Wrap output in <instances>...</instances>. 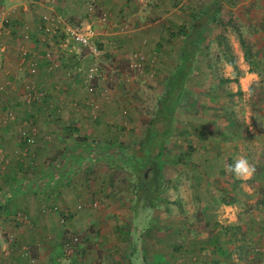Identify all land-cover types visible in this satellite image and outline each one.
Returning a JSON list of instances; mask_svg holds the SVG:
<instances>
[{
  "label": "crops",
  "instance_id": "obj_1",
  "mask_svg": "<svg viewBox=\"0 0 264 264\" xmlns=\"http://www.w3.org/2000/svg\"><path fill=\"white\" fill-rule=\"evenodd\" d=\"M89 1L14 0L16 4L12 7L21 5L23 10L26 9L25 17H16L15 11L14 19L32 26L37 21L35 14L47 11L66 22L86 25L93 24L94 20L89 21L91 11L86 7ZM106 6L116 7L114 0H95L93 7L105 9ZM26 27L35 42L33 27ZM150 27L151 24L145 26ZM103 28L96 32L105 40L122 38L120 35L106 38L111 34L105 26ZM136 28V34H143L142 26ZM150 33H146V39L152 36ZM246 39L250 47L245 56L251 62L261 58L264 55L263 30ZM253 39L260 41L257 43ZM34 42L25 41L29 51H40L42 56L46 51L52 52L57 65L54 64L52 73L45 65H38L33 83L45 97L34 106L35 110H32L34 107L23 109L15 114L14 121L0 126L2 264H26L19 254V248L23 246L31 249L35 264H221V257H234L238 243L230 238L234 237L231 233L238 225H241V233L249 238L253 235L254 223L262 228L264 203H259L264 202V190L257 193L254 185L264 189V145L254 146V142L250 144L249 141L264 139V116L259 130L253 129L247 119L246 130L242 127V133L238 129L232 133L226 126L220 128L222 122H210L213 118L207 116L206 110L209 104L198 95L196 112L187 107L183 117L187 126L183 128L186 133L182 137H187L183 138L186 144L178 152L179 157L170 162L166 155L169 141L165 144L160 191L154 195L153 182L146 187L149 191L139 183V171L133 159V147L141 141L153 111L146 115L143 112L145 103L121 90V101L130 108L125 120L131 133L123 132L121 137V133L115 131L120 129L119 125H114V129L102 126L104 116L96 119L98 124L91 130H80L78 125L86 124L89 117L74 108L77 100L82 101L83 94L68 73L81 61L74 55L63 59L56 46H49L48 50L42 48L45 45ZM110 51L118 54L117 47ZM244 54L241 53L240 60L238 58L235 63L241 72L238 80L247 79L249 87L260 81L264 69L255 71L244 60ZM224 65L226 70L232 69L228 64ZM189 77L191 74L187 82ZM223 77L231 78L228 73ZM215 81L222 82L220 79ZM227 84L235 85L231 81ZM126 87L131 88V93L132 87L136 93H140L141 88L146 89L140 83ZM118 95L114 98L117 97L119 102ZM261 100H264V94ZM26 117L32 119L36 130L33 145L21 142L17 135L16 127ZM206 123H211L209 132L204 128ZM137 129H140L138 133ZM214 132L213 136L217 137L213 138V143L208 142L209 135ZM109 136H114L115 140ZM46 137H50L49 141ZM109 148L114 150L116 157L110 158ZM240 157H245L255 168L250 178L239 179L226 171V166L234 164ZM168 185L169 191L176 190L170 203ZM192 199L196 201L194 205L199 214L190 212L186 215L185 206L183 209L181 206ZM243 205L245 207H241ZM174 207H178L180 213L170 217L169 209ZM19 216H25V221ZM225 217H228L227 237L222 227ZM71 236H76L78 242L67 256L63 244Z\"/></svg>",
  "mask_w": 264,
  "mask_h": 264
},
{
  "label": "rangeland",
  "instance_id": "obj_2",
  "mask_svg": "<svg viewBox=\"0 0 264 264\" xmlns=\"http://www.w3.org/2000/svg\"><path fill=\"white\" fill-rule=\"evenodd\" d=\"M46 1L53 2V0ZM212 1L214 0H114L115 8L106 6L105 9H96L93 7L95 0H90L86 7L91 11L89 21L94 19L93 27V24L66 22L60 17V23L49 25L45 18L54 19L57 16H54L53 12L48 13L47 10L45 14H35L37 21L33 22L34 26L26 21L20 23L14 19V12L16 11V17L23 18L27 13L26 9L23 10L21 5L12 7L16 4L14 0H0V48L3 49L0 50V126L14 121L16 113L28 107L33 108L45 97L44 92L33 83L38 65H45L50 73L55 69L54 64L57 65L54 63L52 52L46 51L47 57L45 58L40 54V51L38 53L29 51L25 41L32 43L34 40L31 38L33 35L28 32L27 25L33 27L35 38H37L34 44L46 46L42 48L56 46L59 54L62 53L63 59L74 55L82 62H78L75 65V70L71 69L68 73L83 94L82 101L77 100L74 108L89 117L86 124L78 125L80 130H91L94 124H98L96 119L104 116L101 125L110 126L113 129L116 128L114 125H119L120 129L115 131L118 134L121 133L119 136L122 137L123 132L129 134L132 129L129 128L125 120L129 113V105L122 103L119 91H125V95L129 93L132 98L145 103L143 112L149 116L154 111L155 103L164 90L168 76L180 63L184 40L176 31L177 27L185 26L188 30L194 18L203 12L204 8ZM123 6L125 7L123 8ZM135 18L137 19L135 20ZM150 24L149 29L145 28ZM103 26L111 34L106 38H115L117 35L122 38L105 40L104 36L101 37L96 32V29L104 30ZM140 26L143 27L141 29L143 34H136L134 29ZM262 26L264 27V0H219L217 15L199 33L198 51L192 65L191 77L188 82L184 81L183 83L184 92L182 95L184 98L177 109L176 134L170 138L169 148L166 150L170 162L174 160V157H179L180 153L178 152L182 145L186 144V140L183 138L187 136L182 137L186 133L183 128L187 126L183 122V117L185 118V112L188 111L187 107L191 112H196L195 100L198 95L201 99L207 100L209 104L206 110L207 116L213 118L210 122H222L220 128L224 129L226 126L232 133L237 129L239 133H242L248 128V124L245 123L247 119H249V125H253V129L262 128L260 120L264 116V100H261V96L264 94V72H261L260 81H255L247 87V79L238 80L241 77L238 63H235L238 69L237 73L232 69L226 70V65H224L228 64L229 58L237 62L238 58L240 60L241 53L248 54L250 46L246 38L257 34L260 29L264 32ZM70 31L89 33L87 45L83 47L73 44V48H71V44L63 46ZM128 31L133 32L129 33ZM148 32H151L152 36L146 39L145 35ZM253 41L259 43L260 39H253ZM112 47L118 48V54L110 51ZM140 57L143 58L141 62L138 61ZM134 59L139 64L138 70L129 67ZM252 61L250 67H253L255 71L264 69V55L258 59L254 58ZM29 64H35L33 73L29 71ZM89 67H97L99 78L102 80L94 79L91 84L84 83V75ZM74 72L77 74L75 75ZM227 73L235 85L229 86L228 82L216 83L215 80L218 79L221 81L229 79V77H223ZM139 83L146 88H141L140 93L134 92V87H132L133 92L131 93V88L126 87ZM246 87L249 96H247ZM88 88H91V91H88ZM116 95L119 96V102L116 100L117 97L114 98ZM32 110H35V107ZM216 113L217 115H215ZM32 123V119L26 117L16 127L17 135L22 139L21 142H25L27 145L35 143L36 130ZM205 125L204 128L209 132L211 123ZM242 127L243 131L240 130ZM66 129L70 130L71 128L66 127ZM139 130L137 129L136 132L138 133ZM194 131L195 128L192 132ZM215 133L209 135L208 142H214L213 138L217 137L213 136ZM109 137L115 140L114 136ZM49 138L46 137L45 140L49 141ZM199 141L203 140L199 139ZM249 143L263 147L264 139L249 141ZM108 150L110 158L117 156L114 150L111 148ZM151 183L148 181L146 187H150ZM169 190L170 186L168 185ZM254 190L259 193L264 189L254 185ZM175 193L176 190L168 192V203L171 198H174ZM195 203V200H189L182 204L181 209L185 206L184 213L186 215H189L190 212L196 213ZM261 203L264 202L261 201L259 204ZM241 207H245V205ZM177 209L178 207L169 209L171 210L169 216L178 215L180 211ZM197 214L199 213L197 212ZM225 218L222 221V227L225 229V237H227L228 224L226 222L228 217ZM253 225V235H249L250 238L241 233V225H238L236 227L238 229L231 233L234 237L230 238V241L238 243L235 248L236 252H234V257L232 255L225 256V259L221 257V264H264V225L262 228L256 226V223ZM256 234H258L257 237H255ZM226 240H229V237Z\"/></svg>",
  "mask_w": 264,
  "mask_h": 264
},
{
  "label": "trees",
  "instance_id": "obj_3",
  "mask_svg": "<svg viewBox=\"0 0 264 264\" xmlns=\"http://www.w3.org/2000/svg\"><path fill=\"white\" fill-rule=\"evenodd\" d=\"M219 0H214L204 8L187 30L178 26L177 32L184 40L180 53V63L173 69L166 80L164 90L158 97L151 119L146 127L141 141L133 147V159L139 171V183L146 189L148 181L153 182V194L159 192L161 182V166L165 156V144L176 133L175 119L177 109L183 100V83L191 73L192 65L198 51V37L203 27L215 18L218 13ZM249 65L253 62L244 54V60ZM228 65L238 72L233 59L229 58ZM224 79L222 82H230ZM147 190V189H146Z\"/></svg>",
  "mask_w": 264,
  "mask_h": 264
},
{
  "label": "built area",
  "instance_id": "obj_4",
  "mask_svg": "<svg viewBox=\"0 0 264 264\" xmlns=\"http://www.w3.org/2000/svg\"><path fill=\"white\" fill-rule=\"evenodd\" d=\"M45 20L47 22H49V25L50 24L56 25L57 23H60L59 19H56V18H54V19H46L45 18ZM125 28H126V26H125ZM88 37H89V33H85V32L80 33L78 31H75V32L70 31L69 35H67V37L64 40L63 46L71 44V48H73L72 45L74 44L76 46L85 47L87 45L86 43L88 41ZM22 55H25V53H22ZM44 57L45 58L47 57V53L44 55ZM142 60H143V58L140 57L138 61L141 62ZM34 66H35V64H29V71L31 73L34 72V69H35ZM138 66H139V64L136 62L135 59L132 61V64H129V67L131 69L138 70V68H139ZM94 79L102 80L99 78V75L97 72V67H89L86 70L85 75H84V83L91 84V82ZM87 90L91 91V88H88ZM19 218L21 221H25L26 217L25 216H19ZM62 222H63V220H62ZM77 242H78V238L76 236H71L64 242V250H65L66 255H71V253L73 251V246L76 245ZM19 254L21 255L20 256L21 258L26 260V264H35V260L31 256V249L29 247L28 248L24 247V246L21 247L19 250ZM0 264H2V263L0 262Z\"/></svg>",
  "mask_w": 264,
  "mask_h": 264
},
{
  "label": "clouds",
  "instance_id": "obj_5",
  "mask_svg": "<svg viewBox=\"0 0 264 264\" xmlns=\"http://www.w3.org/2000/svg\"><path fill=\"white\" fill-rule=\"evenodd\" d=\"M226 171L233 174L236 178L244 179L250 178L255 168L245 157H240L234 164L227 165Z\"/></svg>",
  "mask_w": 264,
  "mask_h": 264
}]
</instances>
